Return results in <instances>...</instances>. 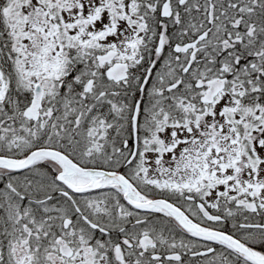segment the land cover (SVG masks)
<instances>
[{
	"label": "snow or ice",
	"instance_id": "6c2138e0",
	"mask_svg": "<svg viewBox=\"0 0 264 264\" xmlns=\"http://www.w3.org/2000/svg\"><path fill=\"white\" fill-rule=\"evenodd\" d=\"M0 264H264V0H0Z\"/></svg>",
	"mask_w": 264,
	"mask_h": 264
}]
</instances>
